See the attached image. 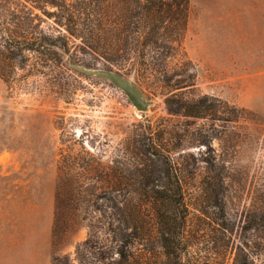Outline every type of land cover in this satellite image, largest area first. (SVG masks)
I'll use <instances>...</instances> for the list:
<instances>
[{"label": "rangeland", "instance_id": "374dc122", "mask_svg": "<svg viewBox=\"0 0 264 264\" xmlns=\"http://www.w3.org/2000/svg\"><path fill=\"white\" fill-rule=\"evenodd\" d=\"M56 12L42 0H0V264H172L153 192L175 183L155 155L185 194L183 264H264V0H189L175 53L151 52L137 73L134 58L110 63L80 40L61 63L16 49L5 59L9 33L65 34ZM74 65L132 80L151 105L138 111ZM173 94L206 98L203 118L172 113ZM227 106L243 119L227 124Z\"/></svg>", "mask_w": 264, "mask_h": 264}, {"label": "trees", "instance_id": "16d2710c", "mask_svg": "<svg viewBox=\"0 0 264 264\" xmlns=\"http://www.w3.org/2000/svg\"><path fill=\"white\" fill-rule=\"evenodd\" d=\"M58 8L55 13L65 34L52 36L44 33L35 38L21 36L19 40L13 33L7 36L5 50L15 58L13 50L30 51L44 54L51 61L62 62V54L69 55V44L80 40L91 52L101 55L110 63L127 62L132 58L139 62L134 72L144 71L150 53L173 55L174 43H180L187 28L189 0H42ZM1 20V18H0ZM147 41L140 42L141 38ZM158 38L167 40L159 44ZM6 63V62H4ZM7 83V73H0ZM172 98V113L184 111L185 116L201 119L205 115L206 98L195 103H182ZM169 101V99H168ZM192 104V105H191ZM173 105L175 108H173ZM185 108V110H184ZM190 109V110H189ZM187 110V111H186ZM244 110L227 106V124L238 123L243 119ZM155 155V154H153ZM163 163L164 177L175 183V188H164L154 191V199L160 202L158 212L159 243L164 249L167 261L172 264H183L187 255L188 243L185 240L187 213L185 194L172 166L162 157L155 155ZM175 205V216H167L163 207ZM257 209L258 226L264 227V201ZM137 232V229H136ZM120 256L127 263L128 256L123 251ZM233 264H241L236 257ZM246 264V263H244Z\"/></svg>", "mask_w": 264, "mask_h": 264}, {"label": "water", "instance_id": "95a60500", "mask_svg": "<svg viewBox=\"0 0 264 264\" xmlns=\"http://www.w3.org/2000/svg\"><path fill=\"white\" fill-rule=\"evenodd\" d=\"M68 60L70 58L67 56ZM74 67L79 70L80 72L86 73L88 75H92L95 77L104 78L110 83H112L116 88L122 90L133 106L138 111H146L148 107L151 105L150 101H146L144 96L139 92V90L135 87L134 82L132 80H126L120 74L106 69H91V68H84L80 65H74ZM81 237V234L76 233L72 237V242L75 243L77 239Z\"/></svg>", "mask_w": 264, "mask_h": 264}]
</instances>
